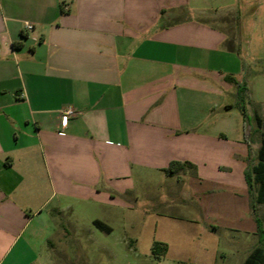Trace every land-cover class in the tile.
Here are the masks:
<instances>
[{
  "label": "crops",
  "instance_id": "0c3cea01",
  "mask_svg": "<svg viewBox=\"0 0 264 264\" xmlns=\"http://www.w3.org/2000/svg\"><path fill=\"white\" fill-rule=\"evenodd\" d=\"M255 115L264 0H0V264H53L46 230L63 226L45 208L112 213L158 184L171 194L172 162L251 230L264 206L244 175L264 139Z\"/></svg>",
  "mask_w": 264,
  "mask_h": 264
},
{
  "label": "rangeland",
  "instance_id": "374dc122",
  "mask_svg": "<svg viewBox=\"0 0 264 264\" xmlns=\"http://www.w3.org/2000/svg\"><path fill=\"white\" fill-rule=\"evenodd\" d=\"M188 172L178 174L182 182L171 194L170 184H158L152 194L142 193L129 203L132 208L117 212L98 208L87 215L86 207L80 205L71 215L57 214L53 206L45 208L42 217H54L63 226L46 230L47 253L53 264H243L255 248L264 250V233L259 236L256 223L248 231L227 225L232 199L227 194L201 196L190 185ZM208 204L215 210L208 212ZM164 216L169 227L161 226ZM93 218L113 226L110 233L92 225ZM256 219L264 232V206L257 209ZM119 222L127 226L120 227ZM190 222L193 227H187ZM154 241L167 245L165 256L152 255Z\"/></svg>",
  "mask_w": 264,
  "mask_h": 264
},
{
  "label": "trees",
  "instance_id": "16d2710c",
  "mask_svg": "<svg viewBox=\"0 0 264 264\" xmlns=\"http://www.w3.org/2000/svg\"><path fill=\"white\" fill-rule=\"evenodd\" d=\"M239 101L237 103V107L243 115V118H246L245 110H244V89H239L238 92ZM256 126L264 130V121L260 119L257 115L254 117ZM257 162L256 164L247 169L244 173L245 181L248 187L249 192L252 188H255V203L258 205H264V139L261 141L260 148L257 152ZM194 171L195 168L193 165L189 163H179L172 162L169 166L164 170L167 175L173 176L178 175L184 171ZM257 225V233L259 236H263V228L258 219L255 220ZM93 225L106 233H110V228L106 227L100 221H94ZM151 253L155 258H160L166 255L167 253V245L161 242L154 241L151 248ZM243 264H264V250L263 248L257 247L254 251L248 256L246 261Z\"/></svg>",
  "mask_w": 264,
  "mask_h": 264
},
{
  "label": "built area",
  "instance_id": "2783aa9c",
  "mask_svg": "<svg viewBox=\"0 0 264 264\" xmlns=\"http://www.w3.org/2000/svg\"><path fill=\"white\" fill-rule=\"evenodd\" d=\"M24 29L26 31L33 30V26L30 23H24ZM75 115V111L72 107H66L59 111V123L61 129H65L68 124L69 118L73 117Z\"/></svg>",
  "mask_w": 264,
  "mask_h": 264
}]
</instances>
